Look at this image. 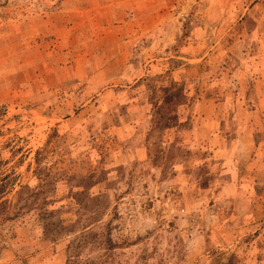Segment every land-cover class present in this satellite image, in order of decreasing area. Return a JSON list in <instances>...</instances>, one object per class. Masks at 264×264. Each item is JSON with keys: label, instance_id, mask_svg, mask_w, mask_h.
<instances>
[{"label": "rangeland", "instance_id": "1", "mask_svg": "<svg viewBox=\"0 0 264 264\" xmlns=\"http://www.w3.org/2000/svg\"><path fill=\"white\" fill-rule=\"evenodd\" d=\"M153 1L0 0V264H264V0ZM87 4L174 19L128 26L130 9ZM173 49L206 54L184 59L186 92L207 100L187 113L210 115L218 76V118L248 116L249 158L222 168L158 134L157 84L180 83L157 54Z\"/></svg>", "mask_w": 264, "mask_h": 264}, {"label": "crops", "instance_id": "2", "mask_svg": "<svg viewBox=\"0 0 264 264\" xmlns=\"http://www.w3.org/2000/svg\"><path fill=\"white\" fill-rule=\"evenodd\" d=\"M152 2L154 3L153 0ZM61 5L64 8L73 6L74 10L78 12L80 11L78 8L80 6L82 7L83 4L74 3V4H61ZM87 6H89V8H93L97 6L99 7L104 6V9H106V12L102 15H105V17L113 16L115 11H117V14L122 13L124 16L127 14V11L129 12V9H130L132 11V14L130 15V17L128 18L127 16H125V19H123L122 21V24H127L128 26L132 25L133 23H137L138 21L139 23L144 21L143 19L139 18V15L140 16L143 15L145 18H151V15H152L155 20L153 19V21L151 22L152 23L151 25H157L158 27H160V25L166 21L167 15L165 13L168 11L169 7H171V5H167V6L161 7L159 10L160 6L157 7V4H87ZM166 8L168 9L164 10ZM64 10L66 11V9ZM168 13H170L169 15L170 18L168 21H170V24H172L173 20L171 19H174V16H172L174 14V11H172L170 8ZM162 29L163 28H161V30ZM174 34L175 35L173 37L171 36L172 38L170 40L171 43H176L178 40L179 34L176 32ZM156 38H157V34H156ZM157 39H154L155 45H157ZM173 51L174 53H170V55L168 56H161L157 54L158 63L165 62L169 59H173L176 62L168 70L170 79L173 80L174 82L178 81V83L182 84L183 81L188 80L192 77L193 78L196 77V76H192L190 72L186 71L190 64L186 62L184 59H188V60L205 59L206 54H201L199 57L190 58V57H183L181 54H179L180 52L178 51L180 50L173 49ZM222 55L223 54H221V57ZM200 65L203 66V64H200ZM221 66L223 65L221 64ZM157 69L160 70L159 66H157ZM145 71H146V67L144 68V70H142V67L140 66V69L137 70L136 73L139 72L140 75L138 76L140 77L141 75L145 74ZM180 73L181 74L186 73V75L181 76ZM216 79L218 80V76H216ZM216 79L215 77L213 80L211 78L210 80L211 88L207 92V96H210V98H213V99L215 98L216 100L219 98V100L213 103L214 106L212 109L211 108L209 109V112L211 111L210 115L208 114V112L202 114L200 117L196 116V114H191V113L189 114L191 118L190 121H192L191 129L187 130L182 135L181 143L182 145H185V147L190 149L192 152L201 151V153H204L205 151H207L212 161H214L215 163L217 162V164L218 163H221V165L223 164V166H221L222 168L227 167V169H230L234 166L233 163H237L238 159L241 160L244 157L245 159L249 158V154L251 150L255 147V143L253 141L251 132L248 129H246V126L242 127L244 119H245V123L248 122L249 120L248 116L244 114H240L241 116L240 115L238 116L237 114L239 113L234 111L235 113L225 114V115L223 114L222 115L223 117H221L220 119L218 118V115H221L222 111H220V113L218 114L216 111V107L220 103L223 104L222 101H225L226 98L225 97L220 98L218 96L213 95L212 90L217 88ZM188 93L189 91H187V94ZM197 96L199 97L200 94H198ZM202 98H204L203 95L201 96V99H198V101H195V102L193 98H191V102L187 107V111H189V108H191L195 104L199 105V103H201V106L205 105L207 100H203ZM237 109H239V107H237ZM244 111L245 113L247 112L246 109H244ZM204 118L206 119V121ZM214 119H215V122H213L214 123L213 128L210 127V130H209L207 128V121L214 120ZM233 125H235V128L237 129H233L234 128ZM239 128L241 130H239ZM138 149L139 150L137 151L141 152L140 150L141 148H138ZM183 164L184 163H178L175 165V169H177V172L179 171V174H181L180 168L183 167ZM220 175L221 174H219L218 176ZM214 180H217L218 183L221 182L220 179L218 178ZM211 182L213 183V181Z\"/></svg>", "mask_w": 264, "mask_h": 264}, {"label": "trees", "instance_id": "3", "mask_svg": "<svg viewBox=\"0 0 264 264\" xmlns=\"http://www.w3.org/2000/svg\"><path fill=\"white\" fill-rule=\"evenodd\" d=\"M175 63L176 62L173 59H169L165 62H157V66L159 65L160 68H164L165 71L163 73H166ZM144 79L146 78H143L142 81H144ZM142 81L139 79V83L137 82L136 84L139 85ZM157 89L159 92L162 90V92L157 95V101L154 104L155 108L151 111L154 118V125L159 131L158 134H164L165 131L170 137L172 136L174 138L175 135H177L182 139V135L187 130L191 129L192 121H190V115L187 113V107L191 102V96L187 94L184 83L177 86L174 90H170V86L164 85L160 82L157 84ZM137 100L139 104L142 103V99L138 98ZM181 126L183 129L180 131L178 128ZM181 139H179V144L180 146L185 147V145H182ZM3 192L4 185L0 184V195ZM5 204L6 201L0 202V213L4 211Z\"/></svg>", "mask_w": 264, "mask_h": 264}]
</instances>
